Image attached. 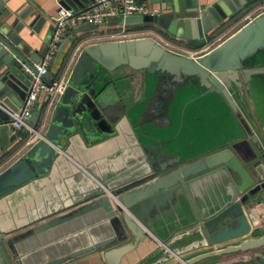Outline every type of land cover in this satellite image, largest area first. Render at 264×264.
I'll list each match as a JSON object with an SVG mask.
<instances>
[{
	"label": "water",
	"instance_id": "1",
	"mask_svg": "<svg viewBox=\"0 0 264 264\" xmlns=\"http://www.w3.org/2000/svg\"><path fill=\"white\" fill-rule=\"evenodd\" d=\"M8 1L0 0V146L7 149L13 145V151L22 155L0 173V199L43 175L77 139L85 137L90 142L114 136L116 129L105 110V99L113 93L125 102L136 90L145 103L149 101V87L154 89L157 96L150 103H160V111H142L141 118L162 121L170 120V107L185 86L199 93L188 104L203 98H219L244 132V138L230 147L191 162L183 160L181 155L167 154L171 150L164 146L170 142L161 140L154 152L144 148L142 166L109 180L87 170L98 185L94 200L20 235V240L102 213L113 232L111 237L46 264H64L121 243L104 255L108 264H120L150 239L158 240L165 253L160 263L177 259L178 264H197L235 255L232 260L235 263L264 264V147L247 121L250 116L244 115L251 84L264 81V66L256 64L257 57L264 53V14L199 58L172 52L147 37L83 46L73 70L63 72L58 78L50 74L43 78L49 87L62 78H66L67 84L52 104L38 103L27 121L39 132L38 138L31 142V138L13 134L9 124L12 114L19 111L27 97L32 77L26 68L37 73L36 66L43 55L32 52L21 37L24 24H18L14 30L7 24ZM93 2L63 0L61 5L69 11H80ZM263 2L218 0L203 6L201 0H149V5L154 7L150 13L120 18L117 24L129 31L153 28L179 41L205 40L213 38L240 13ZM29 14L21 19L26 20ZM45 23L46 19L35 18L30 27L38 32ZM91 27L83 25L75 32L90 31ZM163 99L167 101L162 103ZM151 128L154 133L155 128ZM150 131L142 129L149 140L158 141V135ZM142 168L147 170L142 172ZM207 184L211 185L213 196L200 206L195 191ZM181 204L194 217V222L185 226L176 209ZM169 209L179 223L170 236H175L171 243L186 242V246L173 249L157 236L155 220L160 218L164 222V213ZM15 243L13 240L11 245ZM204 249L210 251L189 260L181 256Z\"/></svg>",
	"mask_w": 264,
	"mask_h": 264
},
{
	"label": "crops",
	"instance_id": "2",
	"mask_svg": "<svg viewBox=\"0 0 264 264\" xmlns=\"http://www.w3.org/2000/svg\"><path fill=\"white\" fill-rule=\"evenodd\" d=\"M62 1L9 0L5 5L7 24L12 30L18 24H24L21 37L27 42L32 52L39 51L44 55L52 36V18L57 15L58 10L62 7ZM217 1L201 0V4L209 6ZM153 8L152 5H149L150 11ZM27 13L30 14L26 20H22L21 17L27 15ZM263 14L264 2L254 9L251 8L244 13H240L232 21L231 27L234 31L224 39L223 36L226 33L220 37L218 35L213 38L207 37L205 40L179 41L174 36L153 28L131 30L129 32L143 34V36L137 38H152L172 52L199 58L216 48L211 44L215 38L218 37L220 42L223 43L247 23ZM35 18L46 19V23L38 29V32L30 27ZM75 29L77 28L70 29L67 32L49 68V74L55 78L61 76L65 71L73 70L85 46L114 42L115 40L106 39L105 37L121 33L124 30L117 23L111 22L107 27L100 28L98 32L76 33ZM256 64L258 67L264 66V53L257 57ZM259 81L253 82L251 85L258 87L259 84L257 83ZM259 90L261 91V89ZM259 90L256 88L255 91ZM180 91L182 92L177 93L172 105L170 104V120L164 119L162 121L159 119L142 121L141 118L142 111L152 112L158 109L160 111V103L159 105H151L152 103H150L157 96H155L154 89L149 87V101L145 103H142L139 91H133L129 98L123 102L124 108L126 107L123 114L118 115V117L110 115L112 126L116 129L114 136L90 142L85 137L77 139L69 151L66 154L59 155L43 175L22 184L2 197L0 199V237H2L0 245L3 252L0 254V264H46L112 236L113 232L107 221H105L104 215L93 213L79 221L43 232L38 236L22 240L19 238L20 235L41 224L69 214L77 208L91 203L94 200V194L98 190V185L87 170L102 180H109L136 166H142L145 161L144 148L154 152L161 140L170 142L164 146L167 149L170 148L171 151L169 152H172L167 154L172 156L181 155L183 160L191 162L215 153L222 148H228L244 138L241 125L222 100L219 98H203L188 104L199 93L187 89L185 86ZM179 95H181V98L178 97ZM110 98L111 96L105 99L106 108L110 104ZM43 101L44 96H41L40 102ZM166 101L167 99H163L162 103ZM246 101L247 111L244 114L242 110V113L245 117L249 115L253 119L250 110L251 105L248 99ZM128 110L130 111L128 112ZM247 121L264 147L262 125H258L255 129L251 120L247 119ZM151 127L155 128L154 133ZM143 128L147 132L151 130L150 132L158 135L159 140H149L147 135L142 132ZM229 133L230 135H228ZM18 134L20 138L28 137L29 140L31 138V134L27 129L18 132ZM228 136L233 138L230 137L229 139ZM21 155L20 152L13 151V145H10L7 149L0 146V173L13 165L21 158ZM195 157L196 159H194ZM146 170V168H142V172ZM210 187L211 185L207 184L195 191L196 200L200 206L204 205L213 196ZM80 200L82 201L79 204L74 205L75 202ZM176 207L184 226L194 222L193 214L186 206L181 204L176 205ZM154 226L158 238L166 240L171 244V248L176 249L180 246H186V242L171 243L175 236L172 238L170 236L179 227L176 214L171 209L165 211L164 222L159 218L155 220ZM13 240H16V243L11 245ZM128 242H132V239ZM119 245L121 243L97 249L64 264H108L104 257L105 252ZM161 247L158 240H147L124 257L120 264H178L177 259L160 263L165 256ZM209 251L210 249L193 250L183 253L181 256L185 260H189ZM236 257L235 255L226 256L197 264H243L232 262Z\"/></svg>",
	"mask_w": 264,
	"mask_h": 264
},
{
	"label": "built area",
	"instance_id": "3",
	"mask_svg": "<svg viewBox=\"0 0 264 264\" xmlns=\"http://www.w3.org/2000/svg\"><path fill=\"white\" fill-rule=\"evenodd\" d=\"M150 12L148 0H94L88 8L80 11H69L61 7L57 15L52 18V36L41 63L36 66L37 73L26 68L32 79L22 107L17 113L12 114L9 127L13 134L27 129L31 134V142L36 140L39 132L33 130L27 124V121L32 116L38 103H40L41 96H44V101L52 104L64 92L67 84L66 78L55 80L51 87L44 82L43 78L49 75V68L70 29L79 28L83 25H91L99 30L100 28L107 27L112 20L129 16L146 15ZM139 36H143V34L129 32V30L125 32L123 30L121 33L104 37L110 40L121 41L130 40L131 38L137 39Z\"/></svg>",
	"mask_w": 264,
	"mask_h": 264
},
{
	"label": "rangeland",
	"instance_id": "4",
	"mask_svg": "<svg viewBox=\"0 0 264 264\" xmlns=\"http://www.w3.org/2000/svg\"><path fill=\"white\" fill-rule=\"evenodd\" d=\"M111 23H118L117 20H112ZM233 27H229L227 29H225L222 33H219L218 37H220L222 34H225L223 36V39L226 38V36L228 37L230 35V33H232L234 30L232 29ZM92 32H98L97 29H95L94 27L90 28ZM128 28L124 29L125 32L127 31ZM217 38L214 39V42L211 43L212 46L215 48L218 45H220L222 42H220V40ZM260 83V88L259 86L256 87V85L254 86H250V88L252 89L251 92L247 93L246 99H248V102L250 103V110L252 112V117L250 116V120L252 123V126L255 127V129H257L258 125H262V129H263V133H264V88L261 86V80L259 81ZM256 88L261 89V91H255ZM111 101L110 104L107 105L106 111L108 114L112 115V117H118V115L123 114L124 112V104L123 101H121L119 99V97L117 95H113L111 96ZM20 103V102H19ZM22 104V103H20ZM249 120V121H250ZM254 120V122H252ZM230 135V133L228 134ZM229 139L230 137L233 138L232 136H228Z\"/></svg>",
	"mask_w": 264,
	"mask_h": 264
},
{
	"label": "trees",
	"instance_id": "5",
	"mask_svg": "<svg viewBox=\"0 0 264 264\" xmlns=\"http://www.w3.org/2000/svg\"><path fill=\"white\" fill-rule=\"evenodd\" d=\"M237 21V20H236ZM233 22H231L229 25L225 26L224 28H222L214 37H216L217 35H219V33H222L225 29L229 28L231 26Z\"/></svg>",
	"mask_w": 264,
	"mask_h": 264
},
{
	"label": "flooded vegetation",
	"instance_id": "6",
	"mask_svg": "<svg viewBox=\"0 0 264 264\" xmlns=\"http://www.w3.org/2000/svg\"><path fill=\"white\" fill-rule=\"evenodd\" d=\"M257 84H259V87H260V83H257ZM261 86L264 87V81L261 82Z\"/></svg>",
	"mask_w": 264,
	"mask_h": 264
}]
</instances>
